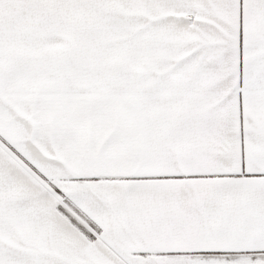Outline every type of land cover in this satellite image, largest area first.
Instances as JSON below:
<instances>
[{
	"label": "snow or ice",
	"instance_id": "1",
	"mask_svg": "<svg viewBox=\"0 0 264 264\" xmlns=\"http://www.w3.org/2000/svg\"><path fill=\"white\" fill-rule=\"evenodd\" d=\"M0 264H264V0H0Z\"/></svg>",
	"mask_w": 264,
	"mask_h": 264
}]
</instances>
